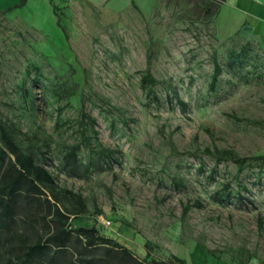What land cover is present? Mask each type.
<instances>
[{"label":"rangeland","instance_id":"1","mask_svg":"<svg viewBox=\"0 0 264 264\" xmlns=\"http://www.w3.org/2000/svg\"><path fill=\"white\" fill-rule=\"evenodd\" d=\"M179 9L148 21L32 0L0 14V121L41 163L46 153L60 189L83 196L89 215L72 227L95 228L146 262L264 264V174L217 160L264 155V54L251 44L244 54L243 36L221 40ZM214 56L224 73L211 92ZM147 69L158 102L142 90ZM73 147L84 178L63 170Z\"/></svg>","mask_w":264,"mask_h":264},{"label":"trees","instance_id":"2","mask_svg":"<svg viewBox=\"0 0 264 264\" xmlns=\"http://www.w3.org/2000/svg\"><path fill=\"white\" fill-rule=\"evenodd\" d=\"M27 2L21 0L5 13L24 8ZM219 7V3L212 4L206 12L209 20ZM53 9L56 12V6ZM249 46L243 48L244 54L250 51ZM213 66L211 92L216 91L224 73L216 56ZM157 85L149 69L142 72L141 87L147 99L159 101ZM181 106L186 105L181 102ZM81 118L83 122L92 121L83 111ZM231 118L241 121L236 116ZM18 135L21 132L14 124L0 121V264H187L179 257L142 261L117 241L101 236L95 228L72 227L74 218L89 215L85 199L71 190L60 189L45 165L46 153L38 150L45 161L41 163L37 154L22 148L17 141ZM102 153L112 155L109 150ZM217 155L219 162L231 160L239 175L256 167L264 174V155L241 158L232 151H218ZM63 159L66 175L84 178L89 173L90 169L79 163L77 147L71 148ZM175 186L181 188L182 185L176 182ZM229 188L227 184L225 189ZM238 198L245 200L241 196Z\"/></svg>","mask_w":264,"mask_h":264},{"label":"crops","instance_id":"3","mask_svg":"<svg viewBox=\"0 0 264 264\" xmlns=\"http://www.w3.org/2000/svg\"><path fill=\"white\" fill-rule=\"evenodd\" d=\"M80 1L112 15L136 13L148 21L161 13L162 10L177 5L178 8H182L179 9L182 14L194 16V18H191L190 15V18L184 16L185 20L195 19L198 22L210 24L217 38L221 40H227L241 35L246 39L247 44L259 47L264 54V0ZM19 2L18 0H0V14H8L5 13V11L17 5ZM31 2L32 0H28L27 5ZM214 3H219L220 7L212 19L209 20L206 16V12L211 9ZM207 6H210L209 9Z\"/></svg>","mask_w":264,"mask_h":264}]
</instances>
